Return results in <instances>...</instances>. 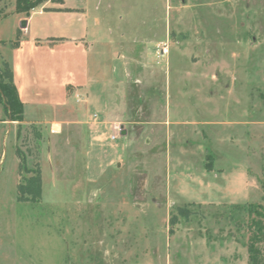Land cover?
Returning a JSON list of instances; mask_svg holds the SVG:
<instances>
[{
    "label": "rangeland",
    "instance_id": "rangeland-1",
    "mask_svg": "<svg viewBox=\"0 0 264 264\" xmlns=\"http://www.w3.org/2000/svg\"><path fill=\"white\" fill-rule=\"evenodd\" d=\"M111 14L128 34L138 29L128 20L145 19L142 29L156 35L147 67L128 59L131 77L144 84L132 77L125 90L103 92L111 102L103 104L111 120L103 143L119 155L93 151L81 121L54 135L50 123L11 121L0 103V264H249L246 214L231 217L229 209L264 206V161L258 168L243 146L223 142L224 128L208 122L228 118L224 102L205 98L211 83H236L240 94L249 85V103L263 99L264 113V0H117ZM13 21L0 23L1 40L13 37ZM5 62L11 53L0 46L2 82ZM191 76L188 94L201 85L204 95L197 106L177 105L175 85ZM34 115L54 112L27 107ZM169 116L201 123L194 131L202 146L185 152ZM208 138L220 155L214 164ZM247 168L258 185L245 191L239 178Z\"/></svg>",
    "mask_w": 264,
    "mask_h": 264
},
{
    "label": "crops",
    "instance_id": "crops-1",
    "mask_svg": "<svg viewBox=\"0 0 264 264\" xmlns=\"http://www.w3.org/2000/svg\"><path fill=\"white\" fill-rule=\"evenodd\" d=\"M115 2L117 0H80L79 3H70L68 6L64 0L62 4L47 2L26 16L17 13L15 0H0V10L9 9V12L2 13L4 16L0 18V23L9 18L14 20L13 37L8 42L0 39V46H8L11 53L12 79L17 88L18 97L24 106V121L50 123L52 129L56 131L54 135L60 133L59 129L62 125L81 121L88 128L90 127L92 132L90 141L92 150L98 153H111L110 155H119V153L113 151V146L107 149L102 139L105 138L104 130L108 128L111 130L109 112L103 107V104L108 105L111 102L109 98L104 97V90L119 86L125 90L127 85L129 87L127 79H132L133 76L131 77L132 73L130 74L128 68L132 62L128 59L131 58L132 61L141 65L140 67H147L146 59L155 48L151 42L156 39L154 38L156 35L152 33V27L142 29L150 24L145 19L136 21V23L133 20L127 21L129 26L136 24L138 29L135 33L128 34L127 30L121 29L120 22L111 14ZM46 9H61V11ZM22 21L27 23L25 29L20 26ZM15 41L19 42V46L12 49L10 43ZM104 53L107 54L106 57H110L105 67L102 60ZM91 55L95 56L94 62L91 61ZM121 59L124 62L119 64ZM91 72L94 73L93 76ZM191 73L195 74L194 71ZM133 78L134 83L144 84V78L141 80H137L135 76ZM193 79L192 76L186 77L176 83L177 92L174 101L177 105H188L189 102L191 107L198 105L205 89H201L200 85L194 87L195 89L188 94L194 86ZM145 85L142 88L139 87L140 90H145ZM208 86H215V90L219 89L217 92L212 89L206 93L205 99H209L210 102L221 99L228 116L227 119L223 118V120L208 122V124L213 127H223V142L229 148L243 146V151L249 153L252 159L257 161V167L260 168L261 162L264 161L263 99L260 100V105L253 101L251 105L249 101L252 97L250 96L249 99L247 93L249 85L244 86L243 94L239 93L240 88H237L236 83L234 85L232 83L231 85L223 84V87L217 83H211ZM235 94L238 96L235 97ZM233 98H236L235 101L232 100ZM185 99L189 101L185 102ZM27 107L34 111H44V108H50L54 115L52 118L36 115L28 118L26 116ZM93 107H97L96 112ZM61 112L64 114L59 117ZM95 114H99L98 117L102 118V122L95 118ZM168 120L169 124L172 122L177 125L181 131H179L180 134L186 137V147L183 148L185 152H194L197 146H202L197 142L198 132L194 131L195 126L201 123L188 119L173 120L171 116ZM181 128H185L186 132ZM208 137L211 138V136ZM210 138L208 141L211 147H208L207 152L209 156L212 153L214 164L217 163L218 158L220 159V155ZM248 173L247 168L240 173L239 178L240 187L245 191L253 184L258 185L257 182L249 181ZM78 199L84 205L88 200L86 194H81Z\"/></svg>",
    "mask_w": 264,
    "mask_h": 264
},
{
    "label": "trees",
    "instance_id": "trees-1",
    "mask_svg": "<svg viewBox=\"0 0 264 264\" xmlns=\"http://www.w3.org/2000/svg\"><path fill=\"white\" fill-rule=\"evenodd\" d=\"M47 2L62 4L63 0H15L16 11L19 14L29 16L30 13ZM61 11V9H46ZM6 44V43H2ZM19 42L10 43L12 49L17 48ZM8 67L7 82L0 80V103L9 115L11 121L24 122L23 104L18 97L17 88L12 79L10 64L4 63ZM1 79V76H0ZM230 215L246 214V231L248 234L247 247L249 252V264H264V206L261 204H248L244 206L230 207ZM182 214L189 215L187 210ZM240 226V224H238Z\"/></svg>",
    "mask_w": 264,
    "mask_h": 264
},
{
    "label": "water",
    "instance_id": "water-1",
    "mask_svg": "<svg viewBox=\"0 0 264 264\" xmlns=\"http://www.w3.org/2000/svg\"><path fill=\"white\" fill-rule=\"evenodd\" d=\"M26 25H27V23L25 21H22L20 26H21L22 29H25ZM121 135L125 136L126 135L125 131H123Z\"/></svg>",
    "mask_w": 264,
    "mask_h": 264
},
{
    "label": "built area",
    "instance_id": "built-area-1",
    "mask_svg": "<svg viewBox=\"0 0 264 264\" xmlns=\"http://www.w3.org/2000/svg\"><path fill=\"white\" fill-rule=\"evenodd\" d=\"M118 131L121 132V129L118 128ZM52 133H56V131L54 129H52ZM113 140H116V136L113 137Z\"/></svg>",
    "mask_w": 264,
    "mask_h": 264
}]
</instances>
